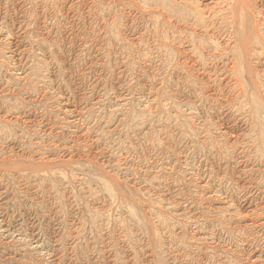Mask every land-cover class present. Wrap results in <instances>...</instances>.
Listing matches in <instances>:
<instances>
[{"label":"rangeland","instance_id":"374dc122","mask_svg":"<svg viewBox=\"0 0 264 264\" xmlns=\"http://www.w3.org/2000/svg\"><path fill=\"white\" fill-rule=\"evenodd\" d=\"M227 1L0 0V264H264V0Z\"/></svg>","mask_w":264,"mask_h":264},{"label":"bare ground","instance_id":"6f19581e","mask_svg":"<svg viewBox=\"0 0 264 264\" xmlns=\"http://www.w3.org/2000/svg\"><path fill=\"white\" fill-rule=\"evenodd\" d=\"M177 1V2H176ZM219 1V0H218ZM150 2H153L154 5H157L158 7H161L162 9L165 8H172L173 10L176 9L177 13L180 16H184L186 13H188L190 16L197 17L198 12L196 10V0H150ZM212 2V1H211ZM218 3V2H217ZM242 3V1H241ZM227 6L229 5L231 14H234L235 11L241 9V6L243 7V4L241 5L240 2H234V0H228ZM199 5V4H198ZM241 5V6H240ZM218 6V5H217ZM226 6V7H227ZM226 10V9H225ZM163 13V12H162ZM250 13V12H249ZM217 14V13H216ZM236 15V14H235ZM240 16V15H239ZM242 18V17H240ZM238 18V19H240ZM193 20V19H192ZM206 20V19H205ZM204 21V20H203ZM236 22V21H235ZM209 23V21H208ZM240 24V23H239ZM207 26V25H206ZM235 27V26H234ZM251 35V34H250ZM246 43H243L245 45ZM244 47V46H243ZM245 48V47H244ZM246 49V48H245ZM247 52V51H246ZM248 53V52H247ZM244 54V53H243ZM19 78V77H18ZM113 183V182H112ZM115 188V187H114ZM228 201V200H227ZM133 212V211H132Z\"/></svg>","mask_w":264,"mask_h":264}]
</instances>
